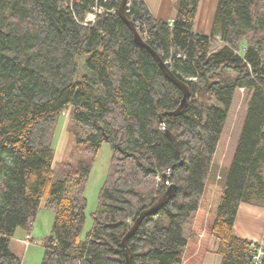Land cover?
Returning a JSON list of instances; mask_svg holds the SVG:
<instances>
[{"label":"trees","instance_id":"obj_1","mask_svg":"<svg viewBox=\"0 0 264 264\" xmlns=\"http://www.w3.org/2000/svg\"><path fill=\"white\" fill-rule=\"evenodd\" d=\"M120 2L84 25L94 0H0V264H21L11 239L19 227L31 232L43 198L55 217L41 264H126L123 238L167 188L162 175L179 154L159 115L183 93L134 41ZM198 3L178 0L167 22L144 0H128L127 16L190 89L184 112L163 116L183 156L171 176L177 193L130 238L132 264H201L209 236L222 264H254L253 242L233 226L241 202L264 205V0H219L210 35L194 31ZM241 88L244 126L217 213L207 214L202 198ZM65 111L79 155L54 180ZM106 141L111 167L83 239L86 185Z\"/></svg>","mask_w":264,"mask_h":264},{"label":"rangeland","instance_id":"obj_2","mask_svg":"<svg viewBox=\"0 0 264 264\" xmlns=\"http://www.w3.org/2000/svg\"><path fill=\"white\" fill-rule=\"evenodd\" d=\"M248 100L249 93L247 90L241 88L236 91L226 125L221 134L218 148L214 156L213 167L210 171L201 202L206 212L212 211L214 215L217 213L220 198L227 182L228 172L232 165L238 141L242 133L248 108ZM67 112L68 111H65L60 115L56 128L57 142L55 141V145L57 152L54 163L56 173L54 180L60 178L61 162L64 160L75 161L79 155L76 149L73 148V138L69 132ZM112 154L111 144L106 141L102 144L93 162L85 190L87 207L86 220L82 232L83 239L93 226L92 214L98 208L100 191L111 167ZM54 217V210L46 207V198H43L36 218L33 221L34 226L30 232L32 238L29 244L24 242L27 230L23 227L17 228L11 239L10 248L20 257L21 264H41L45 251L44 239L52 230ZM185 234L191 237V235L194 234L193 229H191L190 226H186ZM188 259L189 258L185 259V264Z\"/></svg>","mask_w":264,"mask_h":264},{"label":"crops","instance_id":"obj_3","mask_svg":"<svg viewBox=\"0 0 264 264\" xmlns=\"http://www.w3.org/2000/svg\"><path fill=\"white\" fill-rule=\"evenodd\" d=\"M144 1L156 19L167 22H173L175 19L178 0ZM218 1L199 0L194 20L195 32L206 35L212 33ZM208 213L213 214L212 211H208ZM233 228L235 233L243 239L251 242H264V205L241 202ZM200 238L203 240L204 234H201ZM206 240L205 252L201 264H222L223 256L218 252L219 240L215 236H209Z\"/></svg>","mask_w":264,"mask_h":264},{"label":"water","instance_id":"obj_4","mask_svg":"<svg viewBox=\"0 0 264 264\" xmlns=\"http://www.w3.org/2000/svg\"><path fill=\"white\" fill-rule=\"evenodd\" d=\"M127 4H128V0H121L120 5H119V16L124 20V22L129 26V28L132 30L133 36H134V41L147 48L152 54L153 56L157 59L161 69L163 70V72L165 73L166 77L175 85H177L180 90L183 93L182 99L180 101L179 106L174 109V110H168L165 112L160 113L159 115V120L160 123L162 125V128L165 131V134L169 137V139L173 142L178 154H179V160L174 163L167 171H165L163 173V179L167 184V188L165 190V192L160 196V198L150 207L145 208L144 210H142L140 212V214L138 215V217L135 219V222L133 223L132 227L130 228V230L127 232V234L125 235V237L123 238L122 241V247H123V251L126 257V264H132V252L131 249L129 247V240L130 238L136 233V231L138 230V228L140 227L141 223L143 222V220L154 214L157 213L161 208H163L166 203L176 195L177 193V185L175 183L171 182V176L173 174V171L175 169L176 166L182 164L183 162V156L182 153L180 151V143L177 139V137L167 128L163 116L164 115H173V116H178L180 114H182L185 110V108L187 107V103H188V97L190 95V89L189 86L186 82H184L183 80H181L179 77H177L175 75V73L172 71V69L169 67V65L165 62V60L162 58V56L159 54V52H157L156 50H154L142 37V35L140 34L136 23L131 20L128 16H127Z\"/></svg>","mask_w":264,"mask_h":264},{"label":"built area","instance_id":"obj_5","mask_svg":"<svg viewBox=\"0 0 264 264\" xmlns=\"http://www.w3.org/2000/svg\"><path fill=\"white\" fill-rule=\"evenodd\" d=\"M113 1L117 0H94V4L86 14V17L83 21L84 25H89L92 24L93 22L96 21V18L100 14H109L115 12V8L113 6H108V3H111ZM143 37V36H142ZM31 234L27 233L25 236L24 242L26 244H29L31 241ZM262 243L258 242H253L252 247H253V260L254 264H263V258H264V249L262 247Z\"/></svg>","mask_w":264,"mask_h":264},{"label":"bare ground","instance_id":"obj_6","mask_svg":"<svg viewBox=\"0 0 264 264\" xmlns=\"http://www.w3.org/2000/svg\"><path fill=\"white\" fill-rule=\"evenodd\" d=\"M115 8V10L117 9V6H113ZM118 11H119V8H118ZM141 34V33H140ZM166 63H169V60L166 61Z\"/></svg>","mask_w":264,"mask_h":264}]
</instances>
